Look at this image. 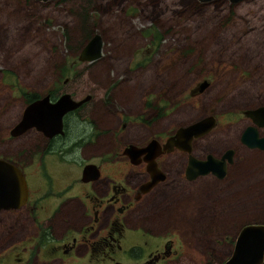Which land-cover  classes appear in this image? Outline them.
I'll return each instance as SVG.
<instances>
[{
    "label": "rangeland",
    "instance_id": "374dc122",
    "mask_svg": "<svg viewBox=\"0 0 264 264\" xmlns=\"http://www.w3.org/2000/svg\"><path fill=\"white\" fill-rule=\"evenodd\" d=\"M94 35L101 40L100 58L78 62ZM65 79L69 84H62ZM203 83L207 86L198 91ZM54 87L75 98L88 95L95 104L114 100L107 105L108 123L100 115V126L83 125L90 127L88 134L101 132L89 151L63 152L62 163L45 159L57 190L85 163L120 156L128 144L163 142L175 129L206 117L215 120L212 134L193 145L192 156L202 160L222 146L235 147L238 134L249 126L243 112L264 106V0H0V157L19 162L27 176L44 170L37 158L30 166L23 156L33 148V137L27 133L9 141L8 133L24 107L23 95H42ZM260 134L264 137V129ZM180 155L182 165L171 169L173 154L162 158L169 196L160 199L180 206L154 228L169 227L166 239L182 264H223L241 227L264 224V152L238 149L221 182L210 174L185 182L186 155ZM126 168L120 159L109 168L100 166V172L115 178ZM174 189L179 193L173 196ZM36 190H29L31 199L41 192ZM154 248L150 242L147 250Z\"/></svg>",
    "mask_w": 264,
    "mask_h": 264
},
{
    "label": "flooded vegetation",
    "instance_id": "af4514ba",
    "mask_svg": "<svg viewBox=\"0 0 264 264\" xmlns=\"http://www.w3.org/2000/svg\"><path fill=\"white\" fill-rule=\"evenodd\" d=\"M25 1L34 3L58 1L60 4L65 0ZM80 13L81 10L79 9L78 14ZM67 81L66 79L63 80L62 84H69ZM62 94L68 93L61 92V89L57 90L54 87L52 91L42 95L34 94L35 98L30 103L44 97H47L49 102L52 103ZM70 98L74 101H84L79 107L67 112L61 118V135L47 138L32 128L18 137L11 138L9 136L8 138L10 141L31 133L34 142L33 148L24 150L23 156L25 159L29 158L26 163H30V166L34 162V158H37L36 163L44 170L36 173L37 177L33 175L27 176L19 162L8 157H0L1 161L12 165L21 172L27 191L26 201L23 205L17 209L0 211V241L2 240L4 243L0 246V256H2L0 257V263L182 264L179 258L176 259L180 255L170 250L171 241L166 239V229L169 230V227H165L166 229L163 228L161 231L154 227L157 226L156 224L161 225V221L167 216L166 220L169 221L171 215H175L177 208L180 206L167 201L164 204L160 203L162 197L169 196V191L165 190L168 179L161 167L165 163L162 164V158L166 154H173L175 160H170L168 164V168L171 169L173 166L181 164L182 155L180 154H183V152L174 148L168 153L162 152L153 159V166L150 165L148 156L145 153L136 157L130 156L132 151H130L129 155L123 154V151L128 147L141 149L150 141L156 142L161 151L166 140L173 136L178 128L170 132L163 142L158 139H151L141 145L128 144L123 147L120 156L114 153L113 159L108 161L99 159V164L92 162L83 164L82 168L93 166L96 172L92 176H84L87 180L83 181L81 168L80 173L77 174L78 176L75 175L74 178L63 179L66 186L57 190L52 186L54 180L45 171V159L53 157L56 161L59 160L62 163L59 156L62 157L63 152L65 155H75L76 152L81 153L84 149L89 151L96 143L97 137L100 136L101 132L96 131L88 134L90 127H84V123L87 122L86 125L94 124L100 126L103 124L100 115L108 123L110 121L107 118L108 106H112L111 104L114 102L112 97L99 104H95L93 98L88 95L82 98L72 96ZM23 104L24 107L28 105L24 102ZM242 115L244 116V114ZM20 116L21 113L19 118ZM81 117L86 119L80 121ZM246 122L251 125L247 118ZM246 127L244 126L238 134V143L235 144V147L222 146L206 154L211 155L216 160H220V157L226 151L229 150L232 153L230 164H225L223 176L220 179L210 176L209 179L221 182L226 178L228 168L233 164L232 158L236 159L238 157V149L245 153L264 152V150L247 149L241 145L240 136ZM212 129L204 136L194 139L191 142V149L195 143L199 145L200 142L209 138L212 134ZM261 129H264V125L256 129L257 136L264 138L260 134ZM74 146L77 147L72 148ZM184 154L186 155L184 157L185 166L182 169L184 181L191 183L204 178L197 177L190 181L186 180L184 171L187 166L188 154ZM189 154L192 156L191 151ZM117 156L118 158H116ZM120 159H124L128 165V168L123 173H120L115 178L106 172L104 175L101 174L100 166L109 168L112 164L119 162ZM133 169L136 170L134 171ZM74 187H76V192L72 191ZM36 189H41V192H36L37 194L32 195L33 199H31L29 190L38 191ZM42 190L44 191L43 193ZM177 193H179L178 190L176 192L174 189L173 196ZM45 201H49V203L46 204L44 203ZM154 217H157V220ZM145 223H149L151 228L144 227ZM150 242L155 243V248L147 250ZM11 250L14 251L10 252ZM6 252H8L6 255H1Z\"/></svg>",
    "mask_w": 264,
    "mask_h": 264
},
{
    "label": "water",
    "instance_id": "95a60500",
    "mask_svg": "<svg viewBox=\"0 0 264 264\" xmlns=\"http://www.w3.org/2000/svg\"><path fill=\"white\" fill-rule=\"evenodd\" d=\"M45 2L49 0H34ZM199 3H209L214 0H197ZM230 4L242 0H223ZM101 41L96 35L92 36L81 49L77 58L80 63H91L100 57ZM206 87L203 83L199 85L198 91ZM86 100V99H85ZM74 101L68 94L60 95L54 102H49L47 97L28 104L21 112L18 122L9 130L8 135L15 138L29 129L34 128L43 136L50 138L62 134L61 118L83 102ZM250 121L240 136V143L248 149L264 150V138L257 136L256 129L264 125V106H260L243 112ZM213 117L200 119L192 124L178 128L174 135L168 138L160 151L156 142L150 141L145 147L136 149L128 147L123 154L139 156L145 153L150 165L153 159L162 152L168 153L172 148L188 154L187 166L184 171L186 180L190 181L196 177L211 176L220 179L225 173V164L231 162V151H226L220 160L206 155L204 159H195L189 155L191 142L207 134L214 127ZM96 172L93 166L82 168L83 181L86 175ZM26 186L21 172L6 162L0 160V211L17 209L26 201ZM223 264H264V224H248L239 229L232 244L229 257Z\"/></svg>",
    "mask_w": 264,
    "mask_h": 264
},
{
    "label": "trees",
    "instance_id": "16d2710c",
    "mask_svg": "<svg viewBox=\"0 0 264 264\" xmlns=\"http://www.w3.org/2000/svg\"><path fill=\"white\" fill-rule=\"evenodd\" d=\"M88 31V30H87ZM87 31H86V33H87ZM150 34H152L151 33V31H148L147 32V35L149 36ZM89 35V34H88ZM86 36V39H88L90 36ZM159 39H160V36H159ZM34 94L33 95H23V101H24V103H26V104H28V103H30L32 100H34Z\"/></svg>",
    "mask_w": 264,
    "mask_h": 264
}]
</instances>
